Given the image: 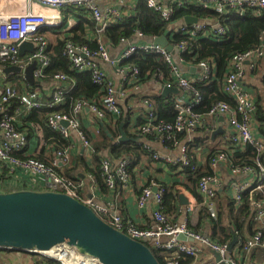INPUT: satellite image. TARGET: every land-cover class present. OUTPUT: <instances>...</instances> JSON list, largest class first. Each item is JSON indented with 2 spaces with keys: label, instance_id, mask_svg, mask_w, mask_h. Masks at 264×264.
<instances>
[{
  "label": "built area",
  "instance_id": "2783aa9c",
  "mask_svg": "<svg viewBox=\"0 0 264 264\" xmlns=\"http://www.w3.org/2000/svg\"><path fill=\"white\" fill-rule=\"evenodd\" d=\"M146 4L160 13L161 19L169 21L170 31L189 35L191 38L215 37L219 39L226 33V28L219 21L202 19L200 23L187 24L183 19L170 21L175 12V7L193 6L195 9L213 10L227 17L245 19L249 15L264 16V0H0V170L7 168V174L16 173V169L25 172H35L46 178V190L65 192L89 205L93 210L113 227L123 231L134 239L145 241L150 247L172 251L178 256L180 253L197 256L203 248L217 251L226 264H240L239 256L243 251H251L257 248L264 249V198L251 199L254 210V220L260 224L258 231L252 235L242 238L237 231V243L232 251H229V243L212 239L204 231L196 232L190 228L192 218H196L200 208L206 207L213 217H217V203L215 197L217 191L224 187L229 188L230 195L237 205L242 201V193H258L264 191V137L256 135L255 128L260 126L256 119L257 105L251 93L244 87L245 62L248 61L251 69L257 67L259 59L264 57V36L262 43L252 49L234 54L228 62V68L222 82L223 91L235 102L234 105L227 101H217L206 113H199L195 108L202 103L203 97L195 87V83L212 77L215 74V62L213 58H207L199 62L187 61L186 68L182 67L184 58L182 54L188 50V42L180 41L173 44L177 49L176 57L167 48L156 44L154 40L158 36L149 39L140 30H136L133 37H121L120 47L116 55L112 54L110 44L99 38V48L93 51L88 45L66 39L64 43V54L71 63L72 69L77 72H90L93 82L101 89V94L94 98H81L77 100L71 114L51 111L47 114V125L54 131L62 134L65 139L70 140V134L75 131L81 138L84 147L91 148V142L81 129L82 115H92L93 120H104L107 113L114 118L122 116L121 102L129 99L133 91H140L143 83L140 81V69L138 66L126 63L135 53L142 51L144 54L161 56L170 66L171 78H165L161 72L152 73L151 78L160 82L161 88L175 86L180 89L174 94V108L177 111L174 123L159 120L156 115L155 105L152 99L143 98L145 110L139 120L130 121L128 129L131 134L150 135L156 134L160 143L172 142L179 155L173 158L171 155H163L150 147L155 161L166 166L177 165L175 172L183 176L180 171L184 168L197 170L205 163V151L215 150L210 161L212 173L204 175L198 183V190L202 195V201H198L193 193L182 184L176 185L178 194H183L188 203L181 207L185 213V219L180 221L173 214L163 210V197L166 191L164 183L153 180L139 189L137 202L143 207L150 198H153V223L142 227L133 219L126 218L115 207L97 203L94 196L83 197L79 188L81 181L65 177L60 172V166L70 164L72 144L57 146L56 152L49 162L28 155V158H20L14 155L15 151H25L30 139L28 132L18 127V119L25 118L35 109L49 108L64 102L66 90L75 84L74 78L65 73L57 72L51 76L49 85L52 92L43 90L44 78L47 77L46 69L51 60L48 55L49 40L40 30L44 27L68 29L74 23L68 21L66 27L63 10L65 7L74 6L85 10L97 23V30L104 31L122 18H130L134 13L138 2ZM14 5L17 9L12 10ZM42 7V8H41ZM14 9V8H13ZM69 19V18H68ZM25 41L34 43L33 50H26L24 55L20 54V46ZM36 62L33 70L37 86L26 79L25 70ZM111 65L115 73L120 76L115 83L109 72L101 65ZM189 63L191 68H200L198 75L188 72ZM188 65V66H187ZM10 66L21 67V72L11 71L5 73L4 68ZM190 68V69H191ZM189 69V70H190ZM19 76L25 86L21 92L18 86L11 82V76ZM41 85V87H40ZM45 87H47L45 85ZM17 103V104H16ZM225 116L228 123L234 129V133L222 138V141L213 143V133L221 125L218 122L220 116ZM63 120L68 125L62 124ZM223 129V128H222ZM178 133L185 135L180 141ZM205 133V135H203ZM197 134H202L203 147L195 149L191 154L192 141ZM220 134V133H219ZM247 144L255 145L257 156L255 164L233 165L230 154L222 149L234 151L236 148L244 149ZM102 167L107 185L114 188L117 181L130 182L132 160L123 157L117 165L113 164L110 157L102 156ZM224 168H226L235 179L232 182L225 180ZM240 177H245L239 180ZM194 220V219H193ZM184 233L194 241L182 240L178 236ZM70 250L79 255L75 248ZM61 249L55 254H44L37 251H29L38 255L34 264H72L67 261L65 254H60ZM62 253V252H61ZM81 254V253H80ZM83 255V254H82ZM175 256V258L177 257ZM175 258L167 264H178ZM207 264H219L215 257H211Z\"/></svg>",
  "mask_w": 264,
  "mask_h": 264
},
{
  "label": "trees",
  "instance_id": "16d2710c",
  "mask_svg": "<svg viewBox=\"0 0 264 264\" xmlns=\"http://www.w3.org/2000/svg\"><path fill=\"white\" fill-rule=\"evenodd\" d=\"M68 13L77 11L72 15L76 16L78 21L70 28L62 30L58 28L44 27L40 30L41 34L49 40L48 55L51 60L50 66L46 69L47 77L43 80L48 82L51 76L57 72L65 73L69 77L74 78L75 84L66 90L64 102L55 106L53 109L41 108L35 109L30 115L22 118V120H29L26 122L24 127L30 126L27 132L29 138H32V133L36 130H42L44 138L48 142L56 143V146H67L69 144L68 140L63 137L62 134L57 131L52 130L46 122L47 114L51 111H59L65 114H71L73 112L74 104L77 100L81 98H94L101 94L100 87L93 82L92 74L90 72H77L71 67V63L67 60L64 54V43L66 39H70L77 43H82L88 45L93 51L99 48L100 42L102 41L110 44L111 51L120 48V38L121 37H133L136 30H140L145 37L148 39L153 36H160L165 33L166 30L170 31L171 23L161 19L160 13L150 8L146 2L140 1L137 3L135 8V15L130 18H122L118 20L113 25L107 27L104 31L99 32L97 30V23L92 19L85 10L78 9L74 6H68L64 8ZM71 14V13H70ZM186 15H196L200 19H211L213 21H219L226 28V33L219 39L215 37H195L191 38L189 35L180 32H169V41L173 44H177L180 41L188 42V50L182 54L184 62L192 61L199 62L207 58H213L215 62V74L205 80H201L195 83V87L200 91L203 100L200 105H198L195 110L199 113H206L208 109L217 101H227L234 105V100L226 94L222 89V82L227 71V66L229 59L236 53L246 51L248 49L255 48L262 43L261 37L264 36V16L249 15L245 19H240L236 17H227L221 15L213 10L205 9H195L193 6L185 7H175V12L172 15L170 21H177L185 18ZM67 20V17L65 18ZM65 22L62 27H66ZM88 31L94 32V36L90 35ZM126 63L136 65L140 69V81L146 82L153 75H150L149 71L154 73L155 71L164 74L165 78L170 79L171 70L169 64L159 55L154 54H144L139 51L132 55L126 60ZM183 68L184 65H182ZM19 76H11L10 80L12 83L16 84L21 92L25 90L24 84L20 80ZM37 84H33V87ZM41 87V85H40ZM145 98H150L153 100L156 110V115L159 120L174 123L176 121L177 111L174 108V94L164 96L161 93H157L150 96H145ZM17 104V103H16ZM257 114V111H256ZM19 120V119H18ZM116 118H114L110 113L103 120L99 131V136L93 134L92 131L87 130V128L82 125L81 129L84 131L85 135L91 142V145L97 155L96 165L91 168V173L96 178L97 183L100 185L107 186L104 171L102 167V153L103 151L108 153V157L111 159H120L122 157H129L132 160L131 171L133 170V165L140 162V158L146 156L149 161H155L153 153L150 147L157 150L152 143H160V139L156 134L150 135H137L131 134L133 137H137V141L128 140L123 142H117L120 136V122L115 123ZM96 122L101 121L96 119ZM23 126H18L20 129H24ZM260 132L264 135V117L261 118ZM107 131L111 133L113 139L108 135ZM205 135V133L203 134ZM180 141L185 139V135L179 134ZM142 138V141H141ZM205 137L202 134H197L196 138L192 141L191 154H194L200 147L204 145ZM161 144V143H160ZM168 149H176V146L172 142H166L162 144ZM205 153V163L201 165L197 170H191L190 168H184L180 173L182 177L178 181L173 183H168L163 181L166 186V191L164 194V201L162 208L165 212L170 214H177L178 210V192L176 190V185L182 184L187 189H189L193 195L200 202L202 201V195L198 190V183L202 176L209 175L212 173V168L210 166V161L213 155L216 153L218 148L215 150L205 151L204 147L202 149ZM227 151L232 160L233 165H243V164H255V157L257 156V148L255 145L247 144L244 149L236 148L233 152L228 149H222ZM159 151V150H157ZM14 155L20 158H28L26 149L25 151H15ZM41 160L49 162L50 159H43L39 156L32 155ZM264 161V153H263ZM69 165L60 166V172L70 179L81 181L82 173H77L72 170V168H67ZM173 169H177V165H171ZM161 182V181H160ZM140 191V190H138ZM224 196V198L221 196ZM226 195H225V194ZM264 198V191L258 193H250V191H244L242 193V201L239 205L236 204L234 199L230 194H227L226 190L217 191V196L215 197L217 203V217H213L206 207H201L197 220L199 219V226L193 227L190 223L189 226L196 232L201 230V224L203 221L208 223L207 233L212 239L218 240L220 242L230 241L233 237V231H237L243 237L247 235H252L259 230L260 224L254 220V210L251 205V199ZM205 232V231H204ZM152 248V247H151ZM9 249L0 247V250ZM155 256L161 264H167V262L173 258L175 255L172 251L165 249L152 248ZM262 249V248H259ZM10 250V249H9ZM264 254V249H262ZM197 256L189 255L186 253H180L175 258L178 264H192L195 262Z\"/></svg>",
  "mask_w": 264,
  "mask_h": 264
},
{
  "label": "crops",
  "instance_id": "0c3cea01",
  "mask_svg": "<svg viewBox=\"0 0 264 264\" xmlns=\"http://www.w3.org/2000/svg\"><path fill=\"white\" fill-rule=\"evenodd\" d=\"M42 8V7H41ZM14 10L13 8H11ZM135 10L130 11V13H134ZM71 13V14H70ZM77 13V11L71 10V12L63 10L64 19L67 17V20H64L68 23V21L72 23H76L78 18L72 14ZM69 18V19H68ZM66 23V24H67ZM90 35L94 36V32L88 31ZM121 48V47H120ZM119 48L117 50L112 51L113 55H116ZM186 68L187 62L182 63ZM189 69L192 67V63H189ZM187 65V66H188ZM105 70L109 72L112 80L115 83H118L120 76L117 75L111 65L102 63L101 65ZM189 73L198 75L200 73L199 69H194ZM244 87L251 93L257 105V114L256 119L260 122L261 118L264 117V57L259 59L257 63V67L251 69L248 61L245 62V76L243 77ZM51 79L48 82L44 81L43 90L46 93L52 92V86L50 84ZM45 85L47 87H45ZM161 84L160 82L153 80L152 78L143 83V87L140 91H133L130 98L123 100L121 102V107L123 109L122 116L115 120L117 122L125 121L124 129L127 131L129 136H132L128 129V124L130 121H137L142 116L145 106L143 104L142 99L145 96L154 95L161 92ZM176 95V94H175ZM90 114V113H88ZM82 115L81 123L84 125L87 130L93 132L94 135L99 136V129L103 124V121L96 122L93 120L92 115ZM30 122L29 120H18V126H23L26 122ZM219 124L223 128V131L220 134H217L215 137L216 140H212L215 144L217 141H222V138L228 137L229 135L234 133V129L230 123L227 122L226 117L220 116L218 119ZM81 125V126H82ZM120 126V125H119ZM24 127V126H23ZM30 126L24 127V130ZM120 128V127H119ZM108 135L112 136L111 133L107 131ZM121 133V132H120ZM256 135L260 137H264V135L260 132L259 127L255 128ZM42 130H36V132L32 133V138L30 139L29 145L26 148V152L29 155L39 156L43 159H50L53 157L56 152L57 146L54 142H48L43 136ZM121 135V134H120ZM219 139V140H218ZM114 140V139H113ZM128 141V140H127ZM130 141V140H129ZM142 141V138H141ZM69 142L72 144L71 155H70V164L67 168H72L74 172L82 173V186L79 188V192L83 197L94 196L97 203L102 205H108L115 207L117 211H120L126 218L133 219L138 225L142 227L150 226L153 223V210H154V202L153 198H150L148 202L140 207L137 202V194L139 193V189L143 186L147 185L149 182L153 180L157 181H166L168 183H173L178 181L180 176L175 172L172 166H166L157 161H149L146 156L140 158V162L136 165H133V170L131 171L130 182L127 184L122 181H117L114 188H110L108 185H100L97 183L96 178L91 173V168L95 167L96 159L98 158L93 147L87 148L84 147L81 138L77 135L75 131H72L70 134ZM118 142V139H117ZM157 150L161 152L163 155H171L173 158H176L179 155L178 149H168L160 143H152ZM107 156L108 153L103 151L102 156ZM123 158V157H122ZM121 159V158H120ZM120 159H114L113 164L117 165ZM0 170V192L13 191L21 188H30L36 190H46V178L42 175H38L35 172H25L22 169H16V173L12 175L7 174V168L4 167ZM225 180L232 182L235 177L230 175V172L224 168ZM245 177H240L239 180H243ZM226 190L227 194H230L229 188L224 187L220 191ZM225 194V193H224ZM226 195V194H225ZM221 196H224L221 193ZM179 197V194H178ZM178 212L177 214H173L180 221L185 219L184 211H181V207L183 206L178 201ZM194 219V220H193ZM190 223L193 227L199 226V219L192 218ZM201 230L207 232L208 223L201 224ZM207 230V231H206ZM233 238V237H232ZM232 240V239H231ZM230 240V241H231ZM263 249V248H262ZM262 249H253L251 251H243L239 256L240 264H264V254L262 253ZM214 256L211 251L207 248H203V251L197 255L195 262L192 264H207V261ZM38 258V255L33 252L28 251H19L14 249H4L0 250V264H34L35 260Z\"/></svg>",
  "mask_w": 264,
  "mask_h": 264
},
{
  "label": "water",
  "instance_id": "95a60500",
  "mask_svg": "<svg viewBox=\"0 0 264 264\" xmlns=\"http://www.w3.org/2000/svg\"><path fill=\"white\" fill-rule=\"evenodd\" d=\"M184 20L187 24L202 21L196 15H186ZM169 32L166 30L154 42L167 48L176 57L178 49L169 41ZM33 49L34 43L25 41L20 46V54L24 55L26 50ZM35 67L36 62L25 70L26 79L31 84L36 82L33 75ZM3 71L21 72V67L10 66ZM179 92L178 87L165 86L160 93L168 96ZM62 124L69 123L63 120ZM124 126L125 121H122L118 142L137 141V137L129 136ZM222 131L220 127L213 133V137ZM179 199L183 205L188 203L183 194H179ZM178 238L194 241L184 233H180ZM236 243L237 236L233 234L229 251L233 250ZM0 247L44 254L71 247L83 255L96 258L101 264H161L145 241L134 239L113 227L93 208L72 195L54 190L21 188L0 192ZM210 251L219 264H226L217 251Z\"/></svg>",
  "mask_w": 264,
  "mask_h": 264
},
{
  "label": "bare ground",
  "instance_id": "6f19581e",
  "mask_svg": "<svg viewBox=\"0 0 264 264\" xmlns=\"http://www.w3.org/2000/svg\"><path fill=\"white\" fill-rule=\"evenodd\" d=\"M51 253L55 254V251L50 252V254ZM57 253L65 254V257L67 258L66 260L70 261L72 264H101L96 258L88 255H82L80 253L78 255L76 252L70 250V248L63 247V249ZM73 256L74 258H72Z\"/></svg>",
  "mask_w": 264,
  "mask_h": 264
},
{
  "label": "rangeland",
  "instance_id": "374dc122",
  "mask_svg": "<svg viewBox=\"0 0 264 264\" xmlns=\"http://www.w3.org/2000/svg\"><path fill=\"white\" fill-rule=\"evenodd\" d=\"M12 6H13V8H14V11H16L17 8H16L14 5H12ZM0 7H1V6H0ZM74 256H75V255H74ZM74 256H73L72 258H74Z\"/></svg>",
  "mask_w": 264,
  "mask_h": 264
}]
</instances>
